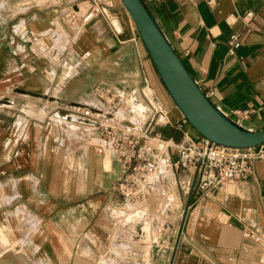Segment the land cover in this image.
<instances>
[{
    "label": "crops",
    "instance_id": "1",
    "mask_svg": "<svg viewBox=\"0 0 264 264\" xmlns=\"http://www.w3.org/2000/svg\"><path fill=\"white\" fill-rule=\"evenodd\" d=\"M144 1L211 100L248 110L240 119L263 128L264 0ZM97 2L103 13L87 23L66 16ZM32 76L45 95L25 89ZM114 93L148 107L154 130L202 139L190 123L178 128L184 116L121 0H0V264H264V159L193 210L200 171L163 175L149 201L151 239L143 222L133 240L119 236L110 213L123 205L112 187L119 153L97 154L84 126L54 118L49 105ZM154 107L162 111L152 117ZM247 228L262 239L244 237Z\"/></svg>",
    "mask_w": 264,
    "mask_h": 264
},
{
    "label": "built area",
    "instance_id": "2",
    "mask_svg": "<svg viewBox=\"0 0 264 264\" xmlns=\"http://www.w3.org/2000/svg\"><path fill=\"white\" fill-rule=\"evenodd\" d=\"M103 5L97 2L81 16L75 11L68 12L66 16L73 21L81 19V24L87 23L103 13ZM228 43L229 51L234 53L241 45L239 34L232 33ZM49 105L54 118L84 126L97 154H104L108 150L119 153L123 175L112 187L121 195L123 205L110 213L119 236L129 241L133 240V227L139 222L146 225L150 220L149 201L161 184L163 175L178 168L200 171L198 195L190 205L193 210L213 190L225 188L230 182L249 175L256 162L264 159V143L251 147H231L204 136L196 140L188 132L181 140L167 136L151 127L148 107L133 103L120 93L101 95L96 102L64 103L52 100ZM161 111L160 107H154L152 117ZM248 113V110H243L242 115H235L241 122L240 118ZM187 123L184 117L178 123V128L184 129ZM243 235L255 241L262 239L252 228L245 229Z\"/></svg>",
    "mask_w": 264,
    "mask_h": 264
},
{
    "label": "water",
    "instance_id": "3",
    "mask_svg": "<svg viewBox=\"0 0 264 264\" xmlns=\"http://www.w3.org/2000/svg\"><path fill=\"white\" fill-rule=\"evenodd\" d=\"M133 18L145 46L173 101L204 137L231 147L264 143V127L251 129L228 108L217 106L202 90L144 0H121ZM189 204L187 205V210ZM187 211L185 212L186 217Z\"/></svg>",
    "mask_w": 264,
    "mask_h": 264
},
{
    "label": "rangeland",
    "instance_id": "4",
    "mask_svg": "<svg viewBox=\"0 0 264 264\" xmlns=\"http://www.w3.org/2000/svg\"><path fill=\"white\" fill-rule=\"evenodd\" d=\"M55 32H56L55 30H52L50 33V36L52 37V34H54ZM57 32L59 33V38L56 39L57 41L55 40L56 41L55 46L64 47L62 40H65V42H68V40H69L68 34L61 26L58 27ZM46 48H47V50L51 49V47H46ZM32 77H33V81L25 89H28L30 86H32L35 90H39L40 92L42 91V96L45 95V90L39 85L40 83H39L38 79L35 76H32ZM27 80L24 81L21 85H25V84L27 85ZM42 96H40V97H42ZM26 110H29V106L26 107ZM155 195H157V193ZM152 201H157V196H155V197L153 196V198L151 199V206H152Z\"/></svg>",
    "mask_w": 264,
    "mask_h": 264
},
{
    "label": "bare ground",
    "instance_id": "5",
    "mask_svg": "<svg viewBox=\"0 0 264 264\" xmlns=\"http://www.w3.org/2000/svg\"><path fill=\"white\" fill-rule=\"evenodd\" d=\"M25 86H21V88H24ZM166 199V198H165ZM165 204V203H164ZM165 207H167V206H165ZM148 224V223H147ZM145 225V228H144V230H145V234H146V237L148 236V239L150 240L151 239V229H150V225L148 224V225ZM147 240V239H146Z\"/></svg>",
    "mask_w": 264,
    "mask_h": 264
}]
</instances>
